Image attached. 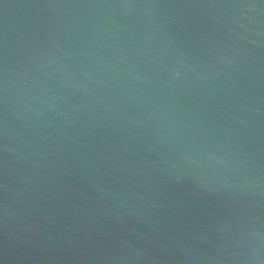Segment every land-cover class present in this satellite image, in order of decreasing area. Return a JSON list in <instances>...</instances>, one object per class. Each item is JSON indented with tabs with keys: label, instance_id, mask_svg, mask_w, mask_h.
Masks as SVG:
<instances>
[{
	"label": "water",
	"instance_id": "water-1",
	"mask_svg": "<svg viewBox=\"0 0 264 264\" xmlns=\"http://www.w3.org/2000/svg\"><path fill=\"white\" fill-rule=\"evenodd\" d=\"M0 264H264V0H0Z\"/></svg>",
	"mask_w": 264,
	"mask_h": 264
}]
</instances>
